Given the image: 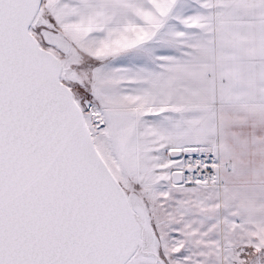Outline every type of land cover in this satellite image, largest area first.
I'll list each match as a JSON object with an SVG mask.
<instances>
[{
    "label": "crops",
    "instance_id": "crops-1",
    "mask_svg": "<svg viewBox=\"0 0 264 264\" xmlns=\"http://www.w3.org/2000/svg\"><path fill=\"white\" fill-rule=\"evenodd\" d=\"M45 4L104 61L90 70L89 107L104 146L92 138L120 183L143 188L168 264H230L229 251L264 250V0ZM217 26L237 29L217 35ZM182 149L215 153L220 185L176 183L166 154Z\"/></svg>",
    "mask_w": 264,
    "mask_h": 264
},
{
    "label": "water",
    "instance_id": "water-1",
    "mask_svg": "<svg viewBox=\"0 0 264 264\" xmlns=\"http://www.w3.org/2000/svg\"><path fill=\"white\" fill-rule=\"evenodd\" d=\"M41 5L0 0V264H129L138 253L157 257L145 203L114 176L61 79L63 62L31 32ZM47 32L70 48L69 39L40 28L46 43L67 54ZM172 177L181 182L179 172ZM143 232L153 240L151 251Z\"/></svg>",
    "mask_w": 264,
    "mask_h": 264
},
{
    "label": "rangeland",
    "instance_id": "rangeland-1",
    "mask_svg": "<svg viewBox=\"0 0 264 264\" xmlns=\"http://www.w3.org/2000/svg\"><path fill=\"white\" fill-rule=\"evenodd\" d=\"M173 1H178V0H172V3ZM179 1H183V0H179ZM185 1L188 3V5H190L191 3H194L195 0H185ZM186 13L188 14L187 15L188 18H193L194 10L188 9L186 10ZM38 19H41L42 23L39 22V24H36L34 22V24L31 27V32L36 36V38L38 39V41L40 42L43 48L53 52L58 58L61 59L63 64L66 66V68H68L71 71L70 73H67V75L69 76L68 78H65V75H64L65 72L63 71L62 81L66 83L73 91L74 98L84 113V117H85V120L89 127L90 132H92V134L95 135L96 141L102 144V147H103L104 139L99 137L97 132L95 131V124L91 121L89 107L90 105L94 103L93 96H92V90L90 88L91 87L90 70L93 67L100 65V63L104 61H100L98 58H93L88 53H86V50L84 48L79 47L78 43L77 44L73 43L70 38L71 34L68 35L66 31L67 28L61 27L59 25H55L52 19V15L50 14L49 9L47 7V4L41 5L37 20ZM43 27L48 28V29L58 30L62 32L70 41V53L65 54L61 52L57 47H54L46 43L40 33V28H43ZM87 28H90V27H75V29H77L80 32H83V30ZM100 28H104L105 31L108 30V32L113 33L114 27H95V30L99 31ZM236 29H237L236 27L235 28L229 27V30H228V27L217 26L216 28H214V32L217 35H222L224 33H227V30H228V32L233 35L235 34ZM193 33H194V27H188L187 34H193ZM228 44L231 47L230 49H235L237 48V44L239 43H235L234 41H232L231 44L230 43ZM219 45H220V48L222 49L227 48L226 43H223L222 45L220 43ZM182 150H175V151H182ZM173 152L174 151L170 152L169 154H166L168 161H167V164L165 165V168H166V172L168 173H172L173 167L176 162V158L179 155V154H174ZM202 152L213 153L211 151H202ZM215 156L217 158L216 154ZM217 161H218V158H217ZM110 166L114 169V172H115V165H110ZM120 184L122 185V187L124 188L127 194L137 193V192L141 193L143 189L142 187H140V185H138L136 182L133 181V179H130L129 177L124 179V182ZM186 186L189 187V185H186ZM203 187H209V186H203ZM150 223L154 230L152 219H150ZM155 251H156L157 257L153 255L136 257L129 264H168L164 251L162 250L161 245L157 243V241H156ZM228 262H230V264H264V250H255L249 247L245 249L229 251Z\"/></svg>",
    "mask_w": 264,
    "mask_h": 264
},
{
    "label": "built area",
    "instance_id": "built-area-1",
    "mask_svg": "<svg viewBox=\"0 0 264 264\" xmlns=\"http://www.w3.org/2000/svg\"><path fill=\"white\" fill-rule=\"evenodd\" d=\"M65 72V78L69 76L67 73L71 71L63 64L61 79ZM219 162L215 154L209 152L179 151L176 158L172 173L179 172L181 174V184L189 186H219Z\"/></svg>",
    "mask_w": 264,
    "mask_h": 264
},
{
    "label": "bare ground",
    "instance_id": "bare-ground-1",
    "mask_svg": "<svg viewBox=\"0 0 264 264\" xmlns=\"http://www.w3.org/2000/svg\"><path fill=\"white\" fill-rule=\"evenodd\" d=\"M39 22L42 23V20L39 19ZM53 37L56 38V40L58 41V43L61 45V48L65 49L67 51V53H70V48H69L67 42L64 41V40H62V38L60 37L59 34H56V33H53V32H50V33L47 32V39L48 40L52 39ZM136 194L141 199V201H143L142 198H141V196L138 193H133V196L136 197ZM143 235H144V237L147 240L146 241V249L148 251H151L153 249V240L148 237V234L146 232H143ZM137 257H142V254L141 253H138L137 254Z\"/></svg>",
    "mask_w": 264,
    "mask_h": 264
}]
</instances>
